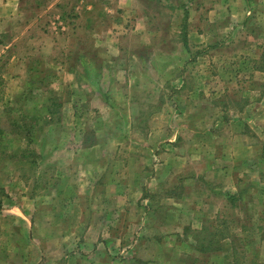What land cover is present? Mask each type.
<instances>
[{"label":"rangeland","instance_id":"374dc122","mask_svg":"<svg viewBox=\"0 0 264 264\" xmlns=\"http://www.w3.org/2000/svg\"><path fill=\"white\" fill-rule=\"evenodd\" d=\"M122 4L0 0V264H264V0H152L166 43L127 62L160 88L90 52L69 83ZM122 95L140 112L103 110Z\"/></svg>","mask_w":264,"mask_h":264},{"label":"crops","instance_id":"0c3cea01","mask_svg":"<svg viewBox=\"0 0 264 264\" xmlns=\"http://www.w3.org/2000/svg\"><path fill=\"white\" fill-rule=\"evenodd\" d=\"M150 2H152V0H123V4L119 7V9L122 10V14H118V21H120V24L124 23L126 24L125 27H123L122 25L120 26H114L112 29H108L106 31H104L102 34H104L103 36L100 37V39H98L97 41L92 42V44H88V43H82L81 44V50H84V54L80 56L81 58V63L84 66V70H82V72H79L77 70H75L72 65H73V59L69 58V63H67V59L63 60L62 62L59 63L58 67L62 68L65 67L67 68V74L68 77L70 79L69 83H72L73 81L76 80H80V78H83L84 81L89 80V78H87V70L91 67V63L92 60H90L87 56H89L88 54H86L87 52H90L91 55H93V57L98 56L100 59H105L108 60L110 57L117 55V56H124V60H122L121 62H119L118 66L113 69L111 72L108 71V69L101 70V73L104 72L103 74H100V78H102V80L107 76V80L109 82H111V84L114 82H116V84H118L117 82H122V78L124 79V84L128 85L129 88V93L131 95H136L138 91H140V88L143 87V89H147L145 88L143 85L138 86L137 84L142 83L143 81H145L143 76H146L148 79H151L153 84V88H155L156 90L158 88H160V82H162V80L159 78L160 76H158V78H156V73L155 75H151L150 74V69L146 70L145 68L143 69V67H141L140 62L142 60V56L141 53H139V50H155L156 47L155 43L160 44L159 46H161V44L166 43V41L164 40V36H163V31L161 30L160 32L154 28V26L156 25V20L154 19L153 15L150 13ZM92 6L90 5V7L88 6V9H90ZM128 14L127 17H130V20L126 21L124 19H127L125 17V15ZM187 14V12H186ZM78 14H76L77 16ZM120 15V16H119ZM123 16V17H122ZM136 19V20H132V19ZM124 20V21H123ZM130 21V24H128ZM90 28V27H89ZM194 31V30H193ZM128 34L130 37H134V39L132 41H130V43L126 42L124 39V36ZM188 39V38H187ZM189 41V40H188ZM95 43V44H94ZM94 44V45H93ZM93 45V46H92ZM184 49L187 51V47L189 46L188 42H182ZM128 47V48H126ZM58 49H61L60 47ZM127 49H130L134 52H137L138 54V58L140 60V62L138 61L137 55L136 57L133 56V58H131V64H133L135 66V64L138 65V68L132 66L131 64H128L127 60L129 58L128 54H131L130 56H132V51L128 52ZM60 51V50H59ZM62 51V50H61ZM61 51L59 52L61 54ZM128 52V53H127ZM151 58H153L152 61H154V56L151 55ZM64 62V63H63ZM142 63V62H141ZM155 62H151V65L154 66ZM128 67H132L129 68ZM58 68V69H59ZM150 68V67H148ZM128 69V70H127ZM117 71L123 72L124 76L119 77V74ZM112 73V74H111ZM142 73V74H141ZM162 87V85H161ZM101 88V89H100ZM111 88V85H110ZM116 89V90H114ZM118 88H114L112 87V92L108 91V89H103L102 85L99 86V90L100 93L97 91V94L100 95V99L102 101V99H104L105 102L108 101L110 102V98L114 97L118 94H114V91H117ZM114 90V91H113ZM137 96V95H136ZM86 95H84L82 97L81 93H74L72 95V98L70 99L71 101L68 103V106L63 107V109H68V111L72 112V115H74L73 113H76L77 110V105L78 103L76 101H80L79 99L82 98V101L86 100ZM123 98V104L121 103V100H119V102L117 101V103H113V101H111V104L108 105V109L105 108V104H104V108L103 110L107 111V112H115L116 114H126L129 112H133V113H137L140 112V109L137 108L136 103L134 104H130L129 107L133 106L132 108H129L126 104L128 101V97L125 95L120 96ZM132 97V96H131ZM135 102V101H134ZM126 103V104H124ZM166 103H163V108H158V109H151L150 112H153L152 115V119L156 118L157 116L163 115L167 112L166 109ZM137 108V111H136ZM142 109V108H141ZM145 110V109H142ZM169 111V110H168ZM119 122H116V125L112 123V125L108 126L110 128H115V127H124L123 123H126V121L122 120V117H120V119L118 120ZM108 124V120L105 122ZM131 123V122H130ZM122 124V125H121ZM165 129L167 128L164 124ZM106 239V238H104ZM43 255V254H42ZM86 257H88L87 255H85ZM7 262V261H5ZM54 263L56 264V261H54Z\"/></svg>","mask_w":264,"mask_h":264},{"label":"trees","instance_id":"16d2710c","mask_svg":"<svg viewBox=\"0 0 264 264\" xmlns=\"http://www.w3.org/2000/svg\"><path fill=\"white\" fill-rule=\"evenodd\" d=\"M184 41L187 43V37H186V35H185V38H184ZM234 196L235 195H231L230 197H229V199H230V201L233 203L234 202ZM0 206H1V204H0Z\"/></svg>","mask_w":264,"mask_h":264}]
</instances>
